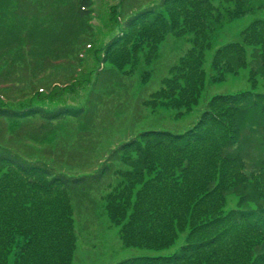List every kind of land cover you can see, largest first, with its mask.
<instances>
[{
    "label": "trees",
    "instance_id": "obj_1",
    "mask_svg": "<svg viewBox=\"0 0 264 264\" xmlns=\"http://www.w3.org/2000/svg\"><path fill=\"white\" fill-rule=\"evenodd\" d=\"M58 3L64 23L56 20L53 37L75 55L91 45L86 40L93 36V0ZM249 14L251 21L239 37L213 52L209 78L218 82L247 69L254 90L216 93L186 130L145 128L129 133L109 150H96L95 163L84 166L46 150V156L31 157L12 144L14 134L5 137L1 132L5 124L37 120L45 127L85 119L91 101L85 107L67 101L51 107L33 102L37 91L49 97L68 86L60 82L54 90H35L16 99L0 93V264H9L14 249V264H73L74 203L92 205L91 192L98 191L111 222L120 227L123 245L154 252L116 264H264V158L249 166L241 150L255 143V137L259 142L260 126L264 141V90L255 89L258 76L264 84V0H158L125 18L103 46L101 62L124 73L140 52L157 49L168 34L188 40L206 34L197 56L191 54L170 68L167 78L166 89L172 84L179 91V102L164 97L168 104L190 108L206 100L203 51L227 24ZM152 54L147 59L157 57ZM62 57L56 61L67 60ZM74 166L85 168L76 171ZM230 190L253 207L237 203L226 209ZM182 235L185 241L173 253L162 252Z\"/></svg>",
    "mask_w": 264,
    "mask_h": 264
},
{
    "label": "rangeland",
    "instance_id": "obj_2",
    "mask_svg": "<svg viewBox=\"0 0 264 264\" xmlns=\"http://www.w3.org/2000/svg\"><path fill=\"white\" fill-rule=\"evenodd\" d=\"M157 2L93 0L89 21L93 36L86 40L91 45H85L84 49L71 55L67 48L59 46L58 38L53 37L58 24L56 20L64 23L63 17L58 16V0H0V93L16 99L35 90H54L57 87L55 83L60 82L68 86L56 89L55 94L51 93L49 97L37 91L33 102L51 107L67 101L74 106L85 107L91 101V112L88 111L85 119L70 118L45 127L37 120L23 125L5 124L1 131L6 133L5 137L14 134L12 144L28 156L41 158L46 151L51 154L56 151L85 166L96 162V150L101 147L100 150H109L129 133L136 134L145 128H166L174 132L186 130L196 123L207 101L216 93L254 90L248 80L247 69L240 70L239 74H227L218 82H211L209 78L213 52L223 43L237 39L242 28L251 21V14L227 24L215 41L213 37L209 41H213L211 47L203 51V65L208 77L206 85H209L203 95L206 100H199L190 108L168 104L164 97L168 96L170 100L174 97L175 102H179V91L172 89V84H169L170 89H166L167 78L170 68L187 61L191 54L197 56L206 34L192 40L168 34L157 49L140 52L135 62L129 65L132 68L124 67V73L117 74L113 65L102 63L103 46L119 30L125 18L136 10L155 6ZM73 11L71 7L68 15L72 16ZM262 13L260 11V15ZM70 46L73 47L72 43ZM151 53L157 57L147 59ZM59 56H65L62 58L67 60L56 61ZM257 80L255 89L263 91V81L259 76ZM260 129L259 142L255 137L253 141L256 144L241 146V150L247 153L249 166L264 158L262 126ZM243 130L248 134V126ZM63 166L70 167L68 164ZM73 168L77 171L85 167ZM91 197L94 200L92 205L81 200L74 203L76 251L73 264H116L124 259L154 253L149 249L125 247L120 239V227L111 222L100 192H91ZM237 203L253 207L230 190L226 209L237 206ZM184 241V236H179L172 247L162 252L173 253ZM17 252L18 249H14L10 253L9 264H14Z\"/></svg>",
    "mask_w": 264,
    "mask_h": 264
}]
</instances>
